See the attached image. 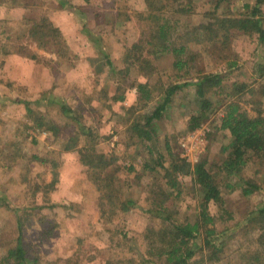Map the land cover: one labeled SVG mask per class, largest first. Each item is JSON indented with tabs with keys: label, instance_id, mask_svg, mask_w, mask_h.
<instances>
[{
	"label": "rangeland",
	"instance_id": "374dc122",
	"mask_svg": "<svg viewBox=\"0 0 264 264\" xmlns=\"http://www.w3.org/2000/svg\"><path fill=\"white\" fill-rule=\"evenodd\" d=\"M162 1L166 4L169 0ZM190 1L191 13L177 18L183 25L178 31L183 33L211 17L217 0ZM228 1L219 13H240L244 3L254 0ZM63 2L85 15L87 28L93 38L100 40L101 48L82 30V14L62 8ZM139 2L0 0V259L15 247L20 229L28 259L38 264H162L149 254L157 247L153 242L158 241L149 232L162 226L161 220L147 212L150 203L163 201L173 219L194 222L198 197L191 177L180 175V198L166 199L161 193L166 192L165 181L154 176L156 172L142 170L143 160L151 158L145 148L149 143L140 144L130 128L135 121L144 123L145 111L157 104L162 94L157 87L153 100L142 107L137 102L136 83L192 82L201 71H220L230 61L239 65L224 72L223 92L208 94L216 111L198 130L189 132L186 125L188 115L196 108L192 87L174 96L168 112L153 124L156 145L150 146L152 157L165 155L164 145L171 140L174 156L185 159L191 167L204 161L213 173L229 151L228 133L218 130L222 104L231 101L229 95L250 117L259 110L264 115V75L254 76L259 48L256 42L243 35L219 50L190 42L194 56L191 78L174 79L170 56L150 59L155 70L129 58L130 47L147 37L141 34L145 28L138 16L125 14L132 13L133 8L140 10ZM178 3L171 8L177 9ZM41 18H47L60 31L64 45L59 53L38 49L30 40L27 21ZM146 28L148 33L150 25ZM102 48L116 69L113 74L104 66ZM28 49L37 58H30ZM146 51L144 47L143 55ZM222 55L227 58L222 60ZM234 83L248 85L247 90L253 94L236 92ZM120 94H124V100L115 101ZM64 104L74 111L86 131L63 114ZM84 148L94 149L106 162L110 159L106 172L116 179L108 182V187H99L100 182H95L104 169L95 174L80 162L79 151ZM164 160L168 163L167 157ZM94 164L99 166L97 161ZM128 165H135L136 171L126 174L122 168ZM239 177L253 180L260 189L244 197L237 179L230 190L224 174L219 175L222 207L229 215L213 208L222 251L217 254L218 261L206 264H264V244H257L262 234L258 227L264 223L233 228L264 204V164L251 161ZM123 200L134 202L132 211H120ZM201 255L209 257L207 249ZM257 256L259 261L255 260Z\"/></svg>",
	"mask_w": 264,
	"mask_h": 264
},
{
	"label": "trees",
	"instance_id": "16d2710c",
	"mask_svg": "<svg viewBox=\"0 0 264 264\" xmlns=\"http://www.w3.org/2000/svg\"><path fill=\"white\" fill-rule=\"evenodd\" d=\"M170 1V2H169ZM166 4L162 0H140V10L128 12L125 14L133 15L139 18V23L144 26L141 34H146L141 39H138L128 50L129 58L143 64L150 70L153 68L152 61L159 57L170 56L172 58V67L176 72L174 79L183 80L191 78L189 75L192 72V62L194 56L191 54L188 44L193 42L200 45L207 44L210 48H219L220 46L228 47L239 36H248L253 42H256L257 48L254 63V76L262 78L264 75V0H254L253 3H244L240 13H224L221 14L222 5H229L228 0H217L212 8L213 13L206 21L199 23L197 26L186 29L183 33L178 31L180 27L179 20L181 15L191 13L192 1L183 4L184 0H169ZM180 1V3H178ZM173 3H178L177 9H172ZM159 5V6H158ZM61 7L65 8L71 13H80L83 18L82 30L88 37V40L101 48L100 40L93 38L87 25L85 23V15L81 13L75 6L70 3L63 2ZM169 7V8H168ZM169 10H171L169 12ZM138 14V15H137ZM29 23L28 34L30 40L36 44L38 49L48 50L53 53H59L63 50V41L60 37V31L55 27L47 18H41L39 21H27ZM150 25L149 32L146 31V26ZM145 32V33H144ZM181 32V34H179ZM144 47L147 48L146 54L143 55ZM206 47V48H207ZM26 49V48H25ZM29 50V49H28ZM31 55L30 58H37L36 53L28 51ZM100 54L104 58V66L107 67L108 73H115L116 69L112 62L109 60L108 55L104 49H100ZM150 54V56H148ZM222 60L227 57L221 56ZM239 65L234 62H228L225 68L220 71L206 72L201 71L195 75L192 82H169L162 84L151 85L150 83H136L134 85L135 94L138 103L147 106L153 100L155 89L160 90L161 99L149 110L145 111L142 121H135L131 126V131L134 132L139 140V143H149L147 152L151 158L149 161L143 160L141 168L143 171L155 173L154 176H160L164 180V187L166 192L162 195L166 199H174L175 201L180 198L182 193L181 183L178 181V176H190L194 189L197 193V213L194 222H180L172 218L169 207L163 206V201L151 202L148 213L161 220L162 226L159 230L150 231L149 236L158 239L153 242L157 247L153 250L156 253L149 251L153 254L154 258L159 259L162 264H206V262L218 261V255L222 251V243L219 241L218 232L215 229L217 221V214L214 213L213 208L216 207L219 211L228 213L223 209L221 197V185L218 182L220 174H224L227 181L226 186L233 190L235 186V179L239 185V190L244 197H249L258 191L259 185L251 179H240V175L245 167L251 162L264 164V115L263 110H259L258 114L250 117L243 110L239 101H234L232 95H229L231 101H226L222 104L223 109L219 118L218 130L227 132L230 137L229 151L226 159L217 166L215 173L206 168V163H196L191 167L189 163L179 156H174L172 152V141L168 140L165 143V155L159 154L157 158L152 157L154 153L152 147L156 145V134L153 130V124L160 121L162 116L168 112V108L174 98L180 91L185 88H194V105L195 109L190 112L186 120L187 130L194 132L198 130L206 121L215 114V107L212 101L208 98V94L212 91H219L220 93L225 90L224 82L227 73L238 69ZM126 74L129 67H126ZM236 92L241 93L243 90L252 93V90H247L248 85L232 86ZM229 98V97H228ZM115 101L122 102L124 94L114 97ZM64 115H67L74 120L79 126L81 131H86V128L76 118L74 111H72L65 104L61 107ZM27 111L31 113L28 108ZM75 116V117H74ZM38 126V125H37ZM55 130V127H51ZM33 131V130H32ZM80 162L95 174H99L102 169L103 176H97L95 182H100L99 187L103 184L108 187L107 183L116 179L115 175L108 172V167L111 166L110 159L106 162L103 155L96 154L94 149H80ZM166 157L168 163H165ZM94 161L99 163V166L94 164ZM98 169H97V168ZM95 168V169H94ZM107 169V170H106ZM121 169V167H120ZM124 172L129 174L136 171L135 165L124 166ZM107 171V172H106ZM119 171V170H118ZM116 173L117 170H115ZM113 177V179H112ZM138 178V175L135 176ZM117 200L119 197L116 198ZM120 211L128 213L132 211L135 204L131 200H123L120 203ZM229 215V213H228ZM240 223V222H239ZM264 223V204L259 206L254 211H251L245 219L233 227L237 228L241 224ZM258 225L254 227L257 228ZM264 226V225H263ZM258 227L262 234L258 237L257 244H264V227ZM20 227V225H19ZM22 231L18 230V237L15 247L7 250L5 256L1 257L0 264H38L35 260L30 261L26 255V251L22 244ZM152 247V246H151ZM207 249L209 257L201 255L203 250ZM201 255V257H197ZM207 255V256H208ZM206 257V258H204ZM259 261L258 256L255 257Z\"/></svg>",
	"mask_w": 264,
	"mask_h": 264
}]
</instances>
